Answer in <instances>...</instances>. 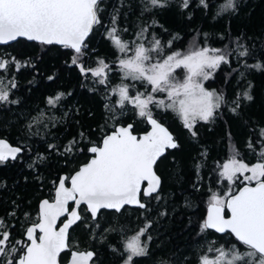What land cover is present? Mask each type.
Masks as SVG:
<instances>
[{
  "label": "snow or ice",
  "instance_id": "6c2138e0",
  "mask_svg": "<svg viewBox=\"0 0 264 264\" xmlns=\"http://www.w3.org/2000/svg\"><path fill=\"white\" fill-rule=\"evenodd\" d=\"M102 3L103 0H0V45H11L22 38L44 47L58 45L67 50L69 66H75L82 78H90L95 85L108 90L105 109L113 122L111 131L99 143L90 142V146L80 149L90 154L86 162L53 181L52 198L39 201L36 217L26 227L22 239H16L13 226L0 219V264H61L62 254L67 256V264H95L96 253L78 250L69 230L84 221L85 212L96 221L102 209L117 213L126 205L146 209L144 198L159 199L158 162L170 150L181 147L169 127L157 119L155 110L173 113L195 140L198 126L213 123L222 108L227 106L237 114L242 100L253 99L246 90L229 101L224 92L210 88L207 82L214 80L218 70L225 65L231 67L235 60L238 67L232 68V72H239L241 67L264 71V59L248 62L253 52L239 37L231 48L201 46L194 38L181 51L174 45L180 39L178 35L164 43L151 31L155 21L141 27L131 41L122 38L118 14L112 16L111 26L106 29L114 61L98 57L94 66H88L85 57L89 54V37L96 26H104ZM189 5L190 0H181V8L187 9ZM199 5L208 8L209 0H199ZM167 7L168 0H145L144 11L151 13ZM236 9L237 0H225L221 5L222 12ZM159 28L163 29V25ZM166 49L170 51L166 53ZM261 56L264 58V53ZM26 67L34 65L11 54H0V105L19 103L11 98L18 86L15 74ZM114 74L119 75L120 82L112 86ZM240 75L243 77V73ZM70 95L59 91L48 96L45 103L52 115L41 112V118H34L28 130L34 124L48 128L46 119L55 127L58 122L55 113ZM129 106L148 125L140 135L135 133L133 123H120V116ZM78 144L79 140L74 139L64 151L72 152ZM247 148L257 155L255 163L241 159L235 145L231 146L227 159L216 161L213 171L225 188L222 192H210L207 215L199 224L198 235H219L209 241L199 264H264V127L253 133ZM48 149L54 151L56 145L48 144ZM24 151L23 146H11L0 138V165L19 159ZM201 156L206 157L207 152ZM200 166L197 164V169ZM149 227L146 224L126 237L122 251L112 249L119 252L121 264H141L137 258L149 255L148 242L152 237L142 239ZM219 240L224 243L218 244Z\"/></svg>",
  "mask_w": 264,
  "mask_h": 264
},
{
  "label": "trees",
  "instance_id": "16d2710c",
  "mask_svg": "<svg viewBox=\"0 0 264 264\" xmlns=\"http://www.w3.org/2000/svg\"><path fill=\"white\" fill-rule=\"evenodd\" d=\"M224 2L209 0V7L203 8L199 0H190L189 8L183 9L181 0H168L167 8L149 13L144 11L145 0H103L104 26H96L89 37V54L85 60L88 66H94L98 57L114 61V49L106 39V29L111 26L112 16L117 14L122 38L129 41L141 27L155 21L151 31L164 43L178 35L180 39L174 41V45L181 51L186 50L194 38L201 46L223 48L228 45L231 48L232 42L239 37L253 52L249 63L264 59L261 56L264 53V0H237L235 12H222ZM159 25H163V29ZM4 48L22 62L31 61L34 65L15 74L18 86L13 89L12 99L19 103L12 104L8 113L0 115V136L11 139L14 146L25 148L19 159L0 165V218L7 221L13 211L20 214L35 209L39 197L47 190L41 189L42 183L49 188L50 180L67 167L63 161L70 164L74 151H64L70 141L79 140L76 151L89 146L90 142L98 143L111 131L113 122L105 109L108 90L95 85L90 78H82L75 66H69L67 50L57 45L44 47L23 39ZM235 67H238L235 60L231 67L222 66L207 85L224 92L229 101L246 90L253 99L242 100L237 114L227 106L222 108L213 123L198 126L195 140L173 113L155 110L157 119L169 127L181 147L170 150L167 157L158 162L157 172L162 178L159 199L150 202L145 210L135 209L125 217L108 212L106 224L95 228L93 234L83 224L75 226L72 243L81 250L93 249L95 264H121L119 252L112 249L122 251L124 239L146 224L151 227L142 238L150 235L152 239L148 242L149 255L137 258L141 264H199V257L207 252L209 241L218 238L219 234L215 233L204 237L198 235L199 224L206 217L210 192H222L225 188L224 184L218 183L219 178L213 171L216 161L227 159L231 146L235 145L241 159L255 163L258 157L247 148V142L254 132L264 127V71L241 67L239 72H232ZM48 76L55 79L50 81ZM111 79L112 86L120 82L118 74ZM59 91L72 95L56 112L62 119L48 130L46 139L51 141L44 142L42 135L28 130L27 119L45 110L46 98ZM120 123H133L137 134L148 128L130 106L120 116ZM54 141L58 151L49 150L46 145ZM204 151L206 157L201 156ZM197 164L201 165L199 169ZM219 243L224 241L219 240ZM62 256L61 262H65L67 256Z\"/></svg>",
  "mask_w": 264,
  "mask_h": 264
},
{
  "label": "flooded vegetation",
  "instance_id": "af4514ba",
  "mask_svg": "<svg viewBox=\"0 0 264 264\" xmlns=\"http://www.w3.org/2000/svg\"><path fill=\"white\" fill-rule=\"evenodd\" d=\"M4 47L5 46H0V53H2V54H8L7 52H5L6 50H5ZM16 82L18 84V79L17 78H16ZM11 98H14L13 97V91H12ZM11 106H12V104H10V105H0V115L1 114H4V113H8L12 109ZM44 109L46 110L47 108H44ZM47 110H49V109H47ZM49 111H51V110H49ZM33 118L34 117L27 119V122L28 123H27L26 127H28L29 123L32 121ZM60 122H61V120H60ZM46 137H48L47 134L42 135V138H43L44 142L51 141V140H47ZM0 138H3L5 140H7L11 145L13 144V143H11L12 142L11 139H9L8 137L0 136ZM48 144H55L56 145V151L59 150V148L57 147L58 145H57V142L56 141L51 142V143H46V145H48ZM15 146H17V145H15ZM65 147H66V145L63 148H65ZM72 156L69 157L70 159L72 157V159L70 161V164H68L67 161H63V164L64 165H65V163H67V167L65 168V170L61 171L60 174L56 176V178L50 180V185L51 186H49V188H47V186L45 185V183H42L41 189L44 187L47 190H44V194H42L39 197V199L37 201V205H36V207H35L34 210H27L24 213H20V214L18 212H16V211H13L15 213V215L14 216L13 215H10L9 218H8V220L5 221L7 224H10V225L13 226L12 227V234H13V236L16 239H22L23 238V233H24L26 227L29 226V224L32 223L33 220L35 219L36 213H37V210H38V203H39V201L41 199H44V198H49V199L52 198V196H53V181H56L59 176L70 174L74 169H77L82 163H84V162L87 161V159L90 157V154L87 153V151H85V150L84 151H81L80 149H77V151L74 150V153L72 154ZM156 171H157V169H156ZM158 195H159V193H158ZM154 200H156V199H154V198H144L143 202L146 205H149V203L150 202H153ZM135 209H140V208H138V207H136V208L125 207L124 209L121 210L120 213H117L115 211L102 210L101 213L98 215V219L96 221H93L91 219V217L85 212L83 214L84 217H85V219H84L83 222H79V224H83L87 229L91 230V233L93 234L94 229L97 227L96 226L97 224L99 225V227H101L104 224H106L107 219L109 217V215H107L108 212L114 213L116 215H123V217H125L126 214H128V215L131 214L132 212H134L133 210H135ZM140 210H145V209H140ZM26 213L28 214L27 217L25 216ZM61 219H63V217ZM147 223H149V222H147ZM75 226L76 225H74L73 228L70 230V236H71V234H72ZM90 237H93V236H90ZM61 263L62 264H66L67 263V260L65 262H61Z\"/></svg>",
  "mask_w": 264,
  "mask_h": 264
},
{
  "label": "rangeland",
  "instance_id": "374dc122",
  "mask_svg": "<svg viewBox=\"0 0 264 264\" xmlns=\"http://www.w3.org/2000/svg\"><path fill=\"white\" fill-rule=\"evenodd\" d=\"M181 78H182V73H181ZM41 112H46L49 116H51L52 115V112L51 111H49V110H43V111H40V113ZM40 113L38 114V115H35L34 116V118L35 119H40L41 117H40ZM55 115H56V117H57V120L59 121V120H61L62 118H61V115H59V114H56L55 113ZM33 118V119H34ZM33 119H32V121H33ZM31 121V122H32ZM45 122L46 123H48V128H44L43 127V125H41V124H34L33 125V127H32V131L34 132V133H37V134H40V135H45V134H47L48 133V130H50L51 129V125H52V122L51 121H48L47 119L45 120ZM96 228H98V227H96ZM135 234V233H134ZM134 234H131V235H134ZM131 235H128V237H130ZM143 239V238H142ZM209 256H213L214 255V253H211V254H208Z\"/></svg>",
  "mask_w": 264,
  "mask_h": 264
},
{
  "label": "water",
  "instance_id": "95a60500",
  "mask_svg": "<svg viewBox=\"0 0 264 264\" xmlns=\"http://www.w3.org/2000/svg\"><path fill=\"white\" fill-rule=\"evenodd\" d=\"M22 39V38H21ZM21 39H19V40H21ZM18 40V41H19ZM24 40V39H23ZM17 42V41H16ZM13 43H15V42H13ZM12 43V44H13ZM0 46H8V45H0ZM58 46V45H57ZM166 126V125H165ZM170 130V129H169ZM171 131V130H170ZM172 132V131H171ZM143 133V132H142ZM142 133H140V134H142ZM137 134V133H136ZM140 134H137V135H140ZM7 141V140H6ZM8 142V141H7ZM9 143V142H8ZM10 144V143H9ZM11 145V144H10ZM11 146H13V145H11ZM157 175H159L158 173H157ZM160 176V175H159ZM161 177V176H160ZM161 187H162V178H161V185H160V189H159V191H158V193L160 192V190H161ZM125 207H132V208H136L137 206H135V205H126ZM124 207V208H125ZM102 210H108V211H114V210H111V209H102ZM101 210V211H102ZM207 210H208V207H207ZM206 215H207V213H206ZM58 224H59V222H58ZM71 230V229H70ZM69 230V231H70ZM78 250H80V251H94L93 249H83V250H81V249H78ZM95 252V251H94ZM96 253V252H95ZM95 258H96V256L94 257V260H95ZM62 264V263H61ZM67 264V263H66Z\"/></svg>",
  "mask_w": 264,
  "mask_h": 264
}]
</instances>
